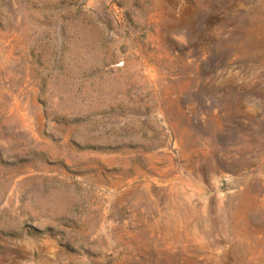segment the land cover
Wrapping results in <instances>:
<instances>
[{
	"label": "rangeland",
	"instance_id": "1",
	"mask_svg": "<svg viewBox=\"0 0 264 264\" xmlns=\"http://www.w3.org/2000/svg\"><path fill=\"white\" fill-rule=\"evenodd\" d=\"M0 264H264V0H0Z\"/></svg>",
	"mask_w": 264,
	"mask_h": 264
}]
</instances>
